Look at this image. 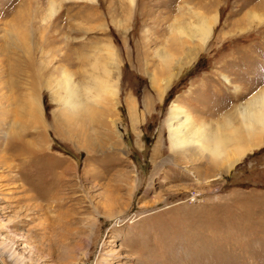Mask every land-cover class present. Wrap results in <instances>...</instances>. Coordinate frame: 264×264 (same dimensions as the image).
Wrapping results in <instances>:
<instances>
[{
  "label": "rangeland",
  "instance_id": "rangeland-1",
  "mask_svg": "<svg viewBox=\"0 0 264 264\" xmlns=\"http://www.w3.org/2000/svg\"><path fill=\"white\" fill-rule=\"evenodd\" d=\"M262 100L264 0H0V263L264 264Z\"/></svg>",
  "mask_w": 264,
  "mask_h": 264
},
{
  "label": "bare ground",
  "instance_id": "bare-ground-1",
  "mask_svg": "<svg viewBox=\"0 0 264 264\" xmlns=\"http://www.w3.org/2000/svg\"><path fill=\"white\" fill-rule=\"evenodd\" d=\"M254 102H256V100ZM182 113H183V111L180 110L175 105H172L170 108V111H169V118H168V125L167 126L169 129L170 139L172 140L170 142L172 143V146L174 147L173 149L175 151H178V152H175L172 149L173 154H174V156H177L175 154L178 153L183 158L184 157H191V156L195 157L197 154L199 155V153H200V152H198L197 147H195L193 145V146H191V148L189 146V148L186 149V148H183V146H182L187 141V140L182 141V137L186 136V134L189 133V132L188 133H186V132L189 130L185 131L186 129H184V128L181 130H179V129L176 130V127L174 126V124H176L174 122L177 120H180L181 119L180 117L183 116ZM238 118L239 119L235 123H239L240 124L239 126H241V127L233 126V124H230L229 126L222 125L221 127H219V133L217 132L218 135L214 136V137H216V140H217L216 146H217V148H219V146H223L222 143H224V140H226L228 136H232V134H228V133L233 132L232 139L237 143L236 144L237 147L234 150L235 156L238 155V153H240V156H241L242 153H244L246 151V149H248L254 143L262 142V139H261L262 132L264 134V100H262L260 103H258L255 106L249 105L248 108L247 107L245 109L242 108V111L240 112ZM192 130H191V132H192ZM194 131H197V129L195 130V128H194L193 132ZM239 132H243V134L245 135L246 138L245 139L242 138V141L237 142L235 136ZM189 134L191 135V133H189ZM194 135H195V132H194ZM182 142H184V143H182ZM211 143H212L211 140L207 142V147L205 148V150L211 149V146H210ZM180 147L183 150L182 149H181V151L178 150V149H180ZM190 159H192V158H190ZM195 159H196V157H195ZM221 161H222L221 165L223 168L222 170H223V172H226L225 170H229L234 165V163L237 162L238 160H236L235 162H232V164H230V165L225 163L223 160H221ZM230 161L231 160H229V162Z\"/></svg>",
  "mask_w": 264,
  "mask_h": 264
},
{
  "label": "water",
  "instance_id": "water-1",
  "mask_svg": "<svg viewBox=\"0 0 264 264\" xmlns=\"http://www.w3.org/2000/svg\"><path fill=\"white\" fill-rule=\"evenodd\" d=\"M1 264V263H0Z\"/></svg>",
  "mask_w": 264,
  "mask_h": 264
}]
</instances>
